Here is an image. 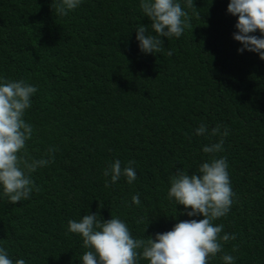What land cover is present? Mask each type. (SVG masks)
Returning <instances> with one entry per match:
<instances>
[{
	"label": "trees",
	"instance_id": "trees-1",
	"mask_svg": "<svg viewBox=\"0 0 264 264\" xmlns=\"http://www.w3.org/2000/svg\"><path fill=\"white\" fill-rule=\"evenodd\" d=\"M59 2L0 0V82L24 79L38 89L24 116L34 129L27 154L58 149L54 163L31 174L40 191L29 200L12 205L0 189V247L13 264H82V237L67 225L89 213L118 216L134 238L202 219L179 215L184 206L168 197L176 169L196 172L209 159L203 147L219 139L196 135L201 124L227 126L216 155L227 158L236 193L214 221L236 239L209 264H223L224 253L235 264H264V61L238 53L229 0H194L201 16L179 0L191 28L162 37L165 50L155 55L136 40L137 26L151 30L140 0H82L67 16L56 12ZM116 159L122 168L135 161L137 179L105 187L103 171Z\"/></svg>",
	"mask_w": 264,
	"mask_h": 264
},
{
	"label": "clouds",
	"instance_id": "clouds-1",
	"mask_svg": "<svg viewBox=\"0 0 264 264\" xmlns=\"http://www.w3.org/2000/svg\"><path fill=\"white\" fill-rule=\"evenodd\" d=\"M81 3L82 0H60L55 10L60 16H67ZM185 6L201 16L195 11L194 0H185ZM139 7L151 21V30L142 24L135 28L136 40L143 54L161 53L165 50L162 37L168 40L179 38L186 28H191L188 12L179 0H140ZM227 12L237 17V31L233 33V39L242 45L238 53L247 50L258 54L264 61V0H229ZM257 31L260 36L254 35ZM167 55L172 56L173 51L168 50ZM37 90V86L24 79L0 82V189L12 205L29 200L34 190L40 191L31 174L54 163L58 150L50 147L39 159L27 154V142L32 139L34 129L24 116L26 110L32 107V97ZM195 134L219 139L203 147L209 159L201 163L196 172L189 174L184 168L176 169L170 177L168 197L174 198L177 205L184 206L185 211L179 215L203 218L178 221L171 230L145 238H134L128 225L118 216H111L108 220L98 219L95 212L83 215L79 221L70 219L68 231L80 235L82 246L86 249L81 258L82 264H140L141 260L148 264H209L210 258L224 252V244L236 239L235 234L223 232V224L214 223L229 213L236 197L230 182L227 158L216 155L224 151L229 130L226 125L217 124L209 131L205 124H201ZM134 163L128 161L127 166L122 168L119 159L111 162L103 171L105 177H110L105 187L115 184L122 176L129 184L135 181ZM131 200L135 205L141 204L139 194L133 195ZM142 222L143 218L137 220V223ZM150 223L149 218L147 227ZM238 250V245H233L232 251ZM221 259L223 264H235L236 257L224 253ZM0 264H13L3 247H0ZM15 264L26 262L17 259Z\"/></svg>",
	"mask_w": 264,
	"mask_h": 264
}]
</instances>
